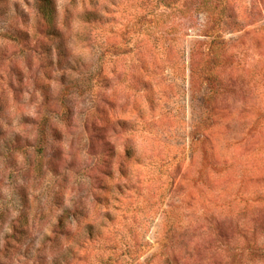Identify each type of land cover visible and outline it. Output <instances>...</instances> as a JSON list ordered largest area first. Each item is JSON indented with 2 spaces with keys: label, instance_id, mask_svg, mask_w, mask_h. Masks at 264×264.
<instances>
[{
  "label": "rangeland",
  "instance_id": "374dc122",
  "mask_svg": "<svg viewBox=\"0 0 264 264\" xmlns=\"http://www.w3.org/2000/svg\"><path fill=\"white\" fill-rule=\"evenodd\" d=\"M0 264H264V0H0Z\"/></svg>",
  "mask_w": 264,
  "mask_h": 264
},
{
  "label": "trees",
  "instance_id": "16d2710c",
  "mask_svg": "<svg viewBox=\"0 0 264 264\" xmlns=\"http://www.w3.org/2000/svg\"><path fill=\"white\" fill-rule=\"evenodd\" d=\"M46 15H47V13H46ZM48 15H49V13H48ZM48 15H47V16H48Z\"/></svg>",
  "mask_w": 264,
  "mask_h": 264
}]
</instances>
